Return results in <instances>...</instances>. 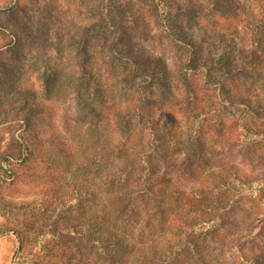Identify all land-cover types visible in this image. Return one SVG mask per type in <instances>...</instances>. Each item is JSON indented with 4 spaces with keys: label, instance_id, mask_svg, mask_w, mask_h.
<instances>
[{
    "label": "trees",
    "instance_id": "16d2710c",
    "mask_svg": "<svg viewBox=\"0 0 264 264\" xmlns=\"http://www.w3.org/2000/svg\"><path fill=\"white\" fill-rule=\"evenodd\" d=\"M95 4L72 33L53 31L44 7L38 34L11 9L21 31L0 24V74H15L24 35L41 41L44 89L0 100V127L23 123L0 195L20 179L48 187L16 213L17 253L31 264H264V0ZM155 37L176 66L137 46ZM52 96L73 98L74 113L46 137Z\"/></svg>",
    "mask_w": 264,
    "mask_h": 264
},
{
    "label": "rangeland",
    "instance_id": "374dc122",
    "mask_svg": "<svg viewBox=\"0 0 264 264\" xmlns=\"http://www.w3.org/2000/svg\"><path fill=\"white\" fill-rule=\"evenodd\" d=\"M95 6V0H0V24L10 25L11 30L16 33L21 31V27L7 23L5 12L7 9H11L19 19H25L28 15L30 18L27 22L32 26L31 34L32 32L36 33V31L38 34L41 24L40 7H44L43 11L47 19L43 21L53 27V31L72 33L78 29L79 25L86 24L92 18L91 8ZM29 36L30 34L23 36L22 50L25 57L22 60L13 61L11 64V69L15 74H0V100L2 101L7 98L18 97L15 92L21 87H32L38 93L44 89L41 79V41L35 40L36 42L31 44ZM8 41L9 38L4 35L0 27V48ZM137 46L161 56L170 66H176L177 56L169 40L163 37L139 39ZM47 52L52 56L55 55L52 49ZM41 100L39 97L38 101ZM5 104L3 111H10L11 117L17 116L14 119H20L18 116H23L24 112L21 110L12 112L9 104L7 102ZM74 106L73 98L69 96L65 99H53L52 96V100L47 102V109L55 114L49 118L50 125L41 124V127L46 130L44 136L49 137L52 132H64V119L72 117ZM22 127L21 121L0 127V164L6 153L18 155V149L10 148V142L13 137L20 133ZM229 155L231 159L236 160L234 153ZM173 175L175 176L177 173L174 172ZM47 189L48 187H45L42 182L26 178L9 183L8 190L0 195V264H31L27 261L30 259L27 255L29 250L25 249L24 252L17 253L19 247L17 232H25V230L23 228L24 218L16 213L19 211L22 213L26 207L38 206L45 198ZM237 213V219L240 220L244 216V212L242 209H238ZM35 253L36 256L41 257L37 251ZM216 254L225 263V256L221 250H218Z\"/></svg>",
    "mask_w": 264,
    "mask_h": 264
},
{
    "label": "crops",
    "instance_id": "0c3cea01",
    "mask_svg": "<svg viewBox=\"0 0 264 264\" xmlns=\"http://www.w3.org/2000/svg\"><path fill=\"white\" fill-rule=\"evenodd\" d=\"M6 36V35H5Z\"/></svg>",
    "mask_w": 264,
    "mask_h": 264
}]
</instances>
